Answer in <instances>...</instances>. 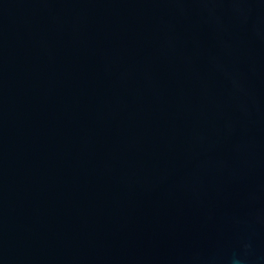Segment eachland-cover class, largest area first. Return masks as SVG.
Instances as JSON below:
<instances>
[{
  "label": "water",
  "instance_id": "obj_1",
  "mask_svg": "<svg viewBox=\"0 0 264 264\" xmlns=\"http://www.w3.org/2000/svg\"><path fill=\"white\" fill-rule=\"evenodd\" d=\"M0 264H264V0H0Z\"/></svg>",
  "mask_w": 264,
  "mask_h": 264
}]
</instances>
